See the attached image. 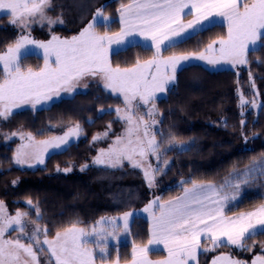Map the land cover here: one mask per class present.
<instances>
[{"label": "snow or ice", "instance_id": "6c2138e0", "mask_svg": "<svg viewBox=\"0 0 264 264\" xmlns=\"http://www.w3.org/2000/svg\"><path fill=\"white\" fill-rule=\"evenodd\" d=\"M51 7V0H0V13L10 15V23L22 30L15 43L0 54L4 76L0 81V118L8 119L14 109L25 105L35 109L38 104L51 101L54 96L59 97L62 91L73 92L84 77L99 78L105 91L123 97L124 108L117 107L115 112L126 123V128L107 149H99L93 164L117 168L127 161L131 167L142 170L149 188L154 186L156 175L170 163L162 160L163 144L157 139L158 135L163 136L156 127L161 122L157 119L160 113L155 103L158 94L170 90L177 70L186 62L205 61L212 66L221 63L232 67L246 65L249 51H257L258 42L264 40V0H129L127 4L121 2L117 9L120 25L117 33L105 31L100 34L96 31L98 25L108 28L115 22L101 8L96 10L92 20L78 35L70 38L52 35L46 42L32 39L29 31L32 25L43 27L45 24L54 26L63 23L60 17L54 19L47 14ZM189 16L192 19L185 22ZM213 17H221L227 23L226 39L213 40L198 53L162 55V51L191 39ZM135 36L150 41L148 46L155 50L152 58L143 62L137 59L130 68L113 67L109 60L112 45L128 43L129 38ZM29 46L43 52L44 66L39 71L21 69L20 60L29 54ZM252 87L255 88L254 81ZM240 100L241 107L249 103L256 106L254 100H245L242 93ZM141 106H145L146 111L138 114ZM241 124H244L243 120ZM110 130L111 125L108 131L94 136L93 142L107 138ZM80 133L77 123L69 127L63 136L40 141L42 147L31 155L23 151L26 146L22 145L16 151L15 163L30 167L33 161L43 164L48 148L67 146L70 139L78 138ZM21 139L25 136L21 135ZM27 140L29 143L34 141L31 133L27 134ZM174 141L172 136L166 143L171 146ZM150 158L155 159V166ZM86 167L88 165L83 166ZM230 175L236 178L225 180L219 187L192 180L191 187H184L181 196L167 201L156 196L150 200L143 209L151 222L150 238L143 247L133 243L131 264L196 262L197 252L202 249V237L210 240L212 245V248L205 247L203 251L223 245L250 250L244 241L264 234V204L235 217L226 216L225 208L229 202L238 199L244 186L264 177V160L254 161L243 172ZM26 203L35 209V220L26 219L29 216L27 211L8 214L0 201V264H40L38 252L45 251L49 254L48 264H53V261L54 264H97V251L101 264H119L118 255L109 262V241L117 240L120 231L128 232L129 220L134 213L125 212L122 217H102L91 230L78 227V222H73L63 231H56L49 239L47 226L42 227L39 223L42 214L38 206L33 205L31 200ZM29 225H32L30 231ZM10 230L19 235L7 238ZM89 243H94L95 248L88 247ZM160 244L167 251V257L150 260L148 253L152 249L149 246ZM212 264L246 262L219 256L213 259ZM251 264H264V256L257 255Z\"/></svg>", "mask_w": 264, "mask_h": 264}, {"label": "trees", "instance_id": "16d2710c", "mask_svg": "<svg viewBox=\"0 0 264 264\" xmlns=\"http://www.w3.org/2000/svg\"><path fill=\"white\" fill-rule=\"evenodd\" d=\"M121 2L127 3L129 0H108L103 4L104 13L113 16L115 22L108 28L100 25V29L109 32L119 29L116 12ZM223 30V25L207 26L197 31L191 39L162 52H196L214 38L223 36ZM16 35V30L1 15L0 51L10 45ZM151 55L153 51L150 47L131 44L113 52L110 62L113 67H123ZM31 59L35 64L36 58ZM247 59L248 63L240 66L239 71H211L197 63L185 65L177 71L170 90L155 101L161 121L157 128L163 133L162 137L157 136L163 144L162 160L170 162L166 169L156 175L155 190L162 199L173 196L181 188L176 185L177 182H187L182 183L186 185L195 180L221 185L233 177L230 174L243 172L254 161L264 160V40L259 42L257 51H249ZM253 81L255 88L252 87ZM241 93L245 100H254L256 106L249 103L241 107ZM85 97L90 99L87 105H83ZM112 98V95L94 88L34 113L16 112L8 119L35 138L61 130L70 118L71 122L81 119L79 121L83 124V134L78 140L61 151L52 152L44 159L42 166L33 169L14 166L13 145L0 144V199L11 212L31 208L26 203L31 200L42 214L39 222L47 226L48 237L73 222L88 224L101 215L115 211L112 206L113 193L108 191L105 179L107 176L98 174L108 172L112 175L119 171L95 165L90 159V156H94V147H98V152L103 145V141H91V133L97 132L107 122H116L113 110L96 111L97 107H103ZM88 116L91 119L85 122ZM241 120L244 121L243 125ZM172 136L175 141L170 146L166 141ZM84 165L88 167L83 168ZM66 168L71 170L64 171ZM99 185L104 186L101 191L97 189ZM263 191L264 177L250 182L242 188V199L231 211L257 206L264 200ZM129 226L132 242L121 245L122 251L118 256L122 261L131 258L127 248L133 243L142 245L148 240L146 218L135 216ZM247 240H251L247 242L248 245L264 244V234L254 235ZM238 250L223 245L218 251H231L239 256ZM207 254L199 252L198 264H208L209 257L201 259Z\"/></svg>", "mask_w": 264, "mask_h": 264}, {"label": "rangeland", "instance_id": "374dc122", "mask_svg": "<svg viewBox=\"0 0 264 264\" xmlns=\"http://www.w3.org/2000/svg\"><path fill=\"white\" fill-rule=\"evenodd\" d=\"M108 1V0H51L52 2V7L48 10L47 14L49 16H51L52 18H57L60 17L63 22L65 20L64 14L66 15H72L75 16L77 18L78 21H76V23H71L69 25L70 28H74V30L76 31H81L84 27L87 26L88 22H84L86 20V16L89 14L90 15V21L93 18V15L95 14L97 9H101L103 4ZM64 6L70 11L69 13L65 12V8ZM119 8V7H118ZM117 8V9H118ZM4 16V18L6 20H11L10 15L5 14V13H0V16ZM88 15V17H89ZM109 17H111V19L113 18V16L109 15V14H105ZM84 18V19H83ZM115 18V17H114ZM192 19V17H191ZM89 21V22H90ZM208 23V26L212 25V24H219V25H223L224 27V35L221 37H217L214 38L213 40H219L221 38H227V32H228V28H227V23L223 20V18L221 17H213L210 18L209 22H205V24ZM63 24V23H62ZM62 24H56L54 26H48L47 24H45L43 27L40 26L39 24H34L31 26L30 28V36L32 39L36 40V41H48L49 39H51L52 35H56L59 36L58 34V30L56 29L59 26H62ZM206 26V25H205ZM104 27V26H103ZM16 28L18 29L19 32V36L21 35V29L16 26ZM75 31V32H76ZM96 31L100 34H103L104 28L100 29V25L97 26ZM109 32V31H108ZM119 32V31H118ZM113 33H117V32H109V34H113ZM27 34V33H25ZM40 34H44V35H40ZM18 36V37H19ZM135 39V40H143L142 42L144 43H140L143 46H148V44H150V41H145L142 37L139 36H135V37H130L129 40L131 39ZM17 39V37L15 38V40ZM15 40L10 44H14ZM213 40L209 41L206 45L203 46V48L198 49V51L196 52H188V53H198L201 51H204L207 47L208 44H210ZM139 42V41H137ZM259 43V42H258ZM130 44H135V43H125L122 44L120 46L117 45H112V51L109 54V60H110V55L113 52L119 51L122 48L130 45ZM9 46V45H8ZM6 46L2 51H0V54H2L3 52L6 51L7 47ZM30 47V51L29 54L23 56L20 60V64H21V69L23 71H27L29 68H31L33 71H39L41 68H43L44 66V59H43V52L40 49H36L32 46ZM216 47L218 48L219 45H216ZM153 53H154V49L150 48ZM171 51H167V52H162L163 56H170L173 55L170 53ZM188 53H184V54H188ZM175 55H183V54H178L176 53ZM153 55L147 57V58H143L141 59V61H146L152 58ZM31 57L36 58V62L35 64L32 63V59ZM136 62L127 65V66H123L121 68H130L133 67L135 65ZM192 63H197L200 64L202 66H204L205 68H207L208 70L211 71H217V70H222V69H233L235 71H239L240 70V66H244V65H237L236 67H232L230 64H226V63H221L217 66H212V65H208L205 61H191V62H186L184 64L188 65V64H192ZM54 66V65H53ZM0 69H3V65L0 64ZM180 69V68H179ZM0 74L1 70H0ZM177 74V72H176ZM1 78V77H0ZM94 79L93 77H84L82 80L79 81L78 85L76 88H83L80 86H83V84L89 80ZM101 82V81H100ZM97 85V84H96ZM79 86V87H78ZM101 86H102V82H101ZM193 86V85H192ZM96 88L98 89V86H96ZM102 88V91H104L105 93H108L110 95L113 96L112 99H110V102L107 103L109 105H104L103 107H99L98 108V112L97 113H101L104 112L105 110H113L114 114L113 117L114 119H116V122H107L105 123L106 125L102 128H100L99 130H97V134H101L104 133L105 131H108L109 129V125H111V130L109 131V135L107 138L100 140L101 142L103 141V145L102 148L107 149L109 147V145L112 144V142L115 140L116 136L118 135H122L124 133V130L126 128V123L123 120H120L115 112V109L117 107H120L121 109L124 108V104H123V97L120 96L118 97L115 94H111L109 91H105ZM77 90V89H76ZM91 90V89H90ZM68 96H72L71 92H61L59 97H53V99L51 101H46V102H42L41 104H38L36 106V108L34 109H40L42 108V106H46L48 104H50L49 106H51L53 104V102L55 103H59V101L63 100V98H68ZM77 102H79V100H77ZM90 99L88 97L83 98V105H87L86 103H89ZM113 103V104H112ZM25 106H30V105H25ZM23 106V107H25ZM23 107L18 108V109H14L13 110V115L18 112L23 110ZM68 109H70V104H68ZM103 110V111H101ZM146 111V107L145 106H141L137 112L138 114H143ZM123 113H121L122 115ZM12 115V116H13ZM12 116H10L8 119L12 118ZM8 119H2L0 118V144H6V145H13L14 150L12 153V162L13 165L19 168H28V169H33L36 168L38 166H42L43 164H36L34 161L32 163V166L30 167L28 164H22V165H18L15 163V155H16V151L18 148H21L22 145H25L26 147L23 148V151L28 153V154H33L34 152H36L38 150V148H41L42 146L39 145L40 141H44V140H50L54 137H58V136H63L65 134V132H67L68 130L61 132V133H56V134H50L49 137H46L44 139L41 138H35L34 137V141L32 143H29V141L27 140V134L30 133L27 130L21 129L18 126L13 125L11 122H9ZM72 118H70L71 120ZM91 117H86V120H90ZM157 119L159 120V116H157ZM67 120L65 122V124L70 123L71 121ZM81 119H76L75 121H79ZM76 123H72L70 127L74 126ZM80 128H82V124H79ZM159 125V124H158ZM158 125L156 127H158ZM53 127V126H51ZM82 132V129H81ZM13 133H16V135H12ZM96 134V135H97ZM21 135L25 136V139H21ZM80 137V136H79ZM78 138H71L70 139V143L74 142L76 140L79 139ZM91 141H93V136L91 137ZM97 143V141L95 142ZM68 146V145H67ZM67 146H61V148H48L47 151L44 153V159L51 154L52 152H58L63 150L64 148H66ZM97 156V155H96ZM96 156H90V159L92 160L91 162H93L94 157ZM151 162L153 163V166H155L156 161L154 158H150ZM104 166V165H103ZM106 167L108 170H114V171H119V173H113L111 175V173L105 172V173H101L98 175H106L107 177L105 178L108 184V191L110 190V192L113 193V197H114V201H113V209L115 211H113L112 214H105V215H101L99 216L96 220L92 221L91 223L88 224H78V227H83L86 230H91V228L96 225V222L98 220H100L102 217H106V218H111V217H122L123 214L125 212H132L135 215L133 217L130 218L129 220V225L131 220L135 217V216H141L146 218L147 220V226H148V240L150 238V227H151V222L150 219L148 217V213H145L143 211L144 207L147 205V203L152 200L153 198H155L157 195V191L155 190V184L152 188H149L147 185V182L145 181V178L143 176V172L140 169H135L133 167H131V165L125 161L123 163L122 167H117V168H110L107 166ZM236 177H229L228 179H235ZM226 179V180H228ZM225 182V181H224ZM223 182V183H224ZM198 183H211V182H198ZM222 183V184H223ZM215 184V183H212ZM177 186L181 187L179 188L178 191H176V193L173 196H169L165 199H162V201H167L169 199H174L175 197L181 196L183 195V188L184 187H191V183L183 185L181 182H177L176 183ZM217 187H219V184H215ZM104 186L100 185L97 187L98 190H102ZM98 191V193L100 192ZM264 192V191H263ZM102 192L100 193L101 196ZM241 195H242V190H241ZM241 195L238 197V199L236 201H232L229 202L227 207L225 208V215L228 217H235L238 216L240 213H246V212H251L256 210L260 205L264 204V200L262 202H260L257 206L251 208V209H247V210H240V211H235L231 209L233 207H235L236 205H238V203L240 202ZM264 195V193H263ZM128 198V199H127ZM127 199V200H126ZM126 200V201H124ZM0 201L3 202V204L5 205V208L7 210V213L10 215H14L17 211H22L23 210H15L13 212L9 211L6 203L0 199ZM31 207V206H29ZM27 212H29V216L26 218L27 220H35L36 219V215H35V209L34 208H28L27 210H25ZM122 225L123 221H119ZM40 225L43 227V224L41 222H39ZM32 225H29V231L31 230ZM100 227V226H98ZM130 227V226H129ZM60 231H63L60 230ZM19 233L16 231H11L6 234L7 238L11 239V238H15L16 236H18ZM55 235V234H54ZM53 236L48 237L49 239L53 238ZM42 239V237H41ZM148 240L142 244V245H137L139 247H143L145 245L148 244ZM252 240V239H251ZM251 240H245V246L246 248L250 249V250H244V249H240L237 248L236 246H229L231 249H239L238 253L240 254L239 256H236L235 254H233L231 251H218L220 247H215L213 250L210 251H203V248H212L211 245V241L210 240H206L203 237L201 238V244H202V249H199L197 252V264H198V254L199 252H207V255H203L201 257V259H207L209 257V261H213V259H215L216 257L219 256H229L232 259L235 260H240L243 262H246V264H251V261L257 256V255H261L262 256V252L264 251V244H260L257 246V243H252V244H247V242H250ZM27 243V241H25ZM131 237H130V232L128 230L127 233H124L123 231H120L118 233V239L117 240H110L109 241V248H108V252H109V262H111V260H114L117 255H119L120 251H122L121 249V245H124L125 243H131ZM254 245V246H253ZM132 246L133 244L129 247V249L127 248V252H129L130 257H131V253H132ZM46 248V246H44ZM88 247H92L95 248L94 243H89ZM152 250L149 251L152 252L153 254H149L148 253V258L152 261H157V260H162L165 259L167 257V251L164 249V246L162 244L160 245H154V246H149ZM264 255V254H263ZM49 256V254L47 253V251H45L44 253H39L38 252V257H39V261L40 264H48L47 262V257ZM195 262H190V264H194ZM209 263V262H208ZM54 264V261H53ZM97 264H101V261L99 259V255H98V251H97ZM119 264H131V258L128 261H122L119 260ZM212 264V263H211Z\"/></svg>", "mask_w": 264, "mask_h": 264}, {"label": "crops", "instance_id": "0c3cea01", "mask_svg": "<svg viewBox=\"0 0 264 264\" xmlns=\"http://www.w3.org/2000/svg\"><path fill=\"white\" fill-rule=\"evenodd\" d=\"M128 3V2H127ZM127 3H125V4H127ZM64 8H65V12L66 13H69L70 11L64 6ZM89 15V14H88ZM88 15L86 16V20L84 21V22H88L89 23V21H90V15H89V17H88ZM64 17H65V20H64V22H63V24H62V26H59V27H57L56 29L58 30V34H59V37H61V38H70L71 36H74V35H78L79 34V30L78 31H76V30H74V28H70L69 27V25L71 24V23H76V21H78L77 19V17H75V16H72V15H66V14H64ZM75 18H77V19H75ZM116 18H117V20H119V17H118V13L116 12ZM84 19V18H83ZM188 19H191V16H189V17H186L185 18V22H187V20ZM8 21V23L16 30V32H17V35H16V37L18 38V36H19V32H18V29L16 28V26H14V25H12L11 23H10V20H7ZM119 23V22H118ZM206 26H208V23L207 24H205ZM203 26V28L204 27H206V26ZM120 30V25H119V29L118 30H116L115 32H118ZM76 31V32H75ZM40 35H44V34H40ZM137 41H139V42H137ZM143 40H135V39H131V40H129V42L128 43H138V44H140V43H144V42H142ZM141 45V44H140ZM148 45H150V44H148ZM147 47H149V46H147ZM1 70V73L2 74H0V81H2L3 79H4V76H3V71H2V69H0ZM88 77H90V76H88ZM91 78V77H90ZM97 84V85H96ZM96 86H98V90H100V91H102V86H101V82H100V80H99V78H94V79H92V80H89V81H87V82H85L84 84H83V86H80V87H83V88H76L73 92H71L72 93V96H68V98H63V99H71V98H73L76 94H78V93H84V92H87V91H89L90 89L92 90V89H94V88H96ZM79 87V86H78ZM97 89V88H96ZM164 94V93H163ZM163 94H158V97H160V96H162ZM55 102H53V104H54ZM49 105L50 104H48V105H46V106H42V108H40V109H43V108H48L49 107ZM37 110H39V109H37ZM37 110H35V111H37ZM21 111H28V112H30V113H34L35 111H34V109H32L30 106H25V107H23V110H21ZM97 112H98V107H97V110H96ZM86 121H88V120H85V122ZM72 123H78V124H82L80 121H72V122H70V123H68V124H65L63 127H62V129L61 130H59V131H56V132H53V133H51V134H56V133H61V132H64V131H66V130H68V128L71 126V124ZM83 125V124H82ZM96 132V131H95ZM95 132H92L91 133V135H90V137H94V136H96V134L97 133H95ZM83 133L81 132L80 133V135L79 136H81ZM50 136V134L49 135H47L46 137H49ZM46 137H43V138H41V139H44V138H46ZM100 149H101V147H100ZM97 150H98V147H94V151H93V154L92 155H94V156H96L97 154H98V152H97ZM212 263V261H209V263L208 264H211ZM194 264H197V261L194 263Z\"/></svg>", "mask_w": 264, "mask_h": 264}]
</instances>
